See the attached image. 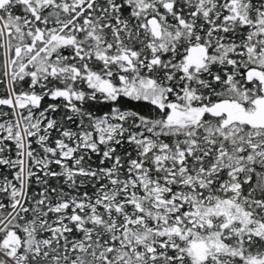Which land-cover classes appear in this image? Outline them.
Instances as JSON below:
<instances>
[{
    "label": "snow or ice",
    "instance_id": "6c2138e0",
    "mask_svg": "<svg viewBox=\"0 0 264 264\" xmlns=\"http://www.w3.org/2000/svg\"><path fill=\"white\" fill-rule=\"evenodd\" d=\"M0 264H264V0H0Z\"/></svg>",
    "mask_w": 264,
    "mask_h": 264
}]
</instances>
